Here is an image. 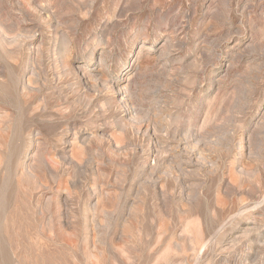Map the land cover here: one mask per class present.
<instances>
[{
    "label": "rangeland",
    "instance_id": "obj_1",
    "mask_svg": "<svg viewBox=\"0 0 264 264\" xmlns=\"http://www.w3.org/2000/svg\"><path fill=\"white\" fill-rule=\"evenodd\" d=\"M0 264H264V0H0Z\"/></svg>",
    "mask_w": 264,
    "mask_h": 264
}]
</instances>
